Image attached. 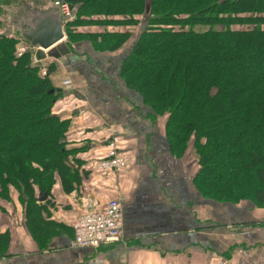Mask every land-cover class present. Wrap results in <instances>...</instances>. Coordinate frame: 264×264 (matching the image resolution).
I'll use <instances>...</instances> for the list:
<instances>
[{
    "label": "trees",
    "instance_id": "16d2710c",
    "mask_svg": "<svg viewBox=\"0 0 264 264\" xmlns=\"http://www.w3.org/2000/svg\"><path fill=\"white\" fill-rule=\"evenodd\" d=\"M13 1L0 0V22ZM60 1L78 10L66 30L96 22L83 18L148 17L123 63L126 83L167 118L173 154L192 146L202 197L264 208V0ZM130 38L117 35L111 51ZM20 41L0 34V200L17 190L34 234L44 211L37 190L50 194L57 175L67 178L76 150L71 121L53 113L62 95L49 77L54 66L42 78L30 53L16 56ZM8 243L0 233V253Z\"/></svg>",
    "mask_w": 264,
    "mask_h": 264
},
{
    "label": "crops",
    "instance_id": "0c3cea01",
    "mask_svg": "<svg viewBox=\"0 0 264 264\" xmlns=\"http://www.w3.org/2000/svg\"><path fill=\"white\" fill-rule=\"evenodd\" d=\"M97 32L65 36L70 54L54 60L49 76L62 94L53 113L71 121L68 149L76 152L70 174L57 175L46 201H38L44 207L42 228L33 227L34 234L19 192L12 188L9 200H0V233L9 236L0 264H264V208L217 203L199 194L192 146L182 158L172 153L167 118L156 117L122 75L130 49L94 48L87 39ZM67 80L71 88L63 86ZM111 150L128 157L130 165L98 173L96 164ZM112 200L124 205L121 242L73 248L72 223Z\"/></svg>",
    "mask_w": 264,
    "mask_h": 264
},
{
    "label": "rangeland",
    "instance_id": "374dc122",
    "mask_svg": "<svg viewBox=\"0 0 264 264\" xmlns=\"http://www.w3.org/2000/svg\"><path fill=\"white\" fill-rule=\"evenodd\" d=\"M56 1H60V0H46L43 3H39L38 1H35V0L13 1L12 3H10L8 5L7 8H5L4 17H1L0 32H2L3 35L16 36L15 33L18 34V32L15 29V23H16L15 21H17L18 19H24L25 20V19H28V17L31 19V17H43L45 15L46 16L52 15L54 10H55L54 7H55ZM73 17H74V20L70 21L68 23H73L74 21L78 20V10L77 9H75L73 11ZM130 19H131L130 17H104V16H101L99 18L94 17L91 19L90 18L89 19L83 18V20H86V21L87 20H89V21L93 20L96 22L95 23L73 24V25L69 26L67 28V30L65 28L64 32L66 33L68 40H70V39L73 40V37L70 34L73 32H77V30H81L83 32L84 31L85 32H87V31H94V32L98 31L97 33H92L93 35L91 37H89L87 40L92 42V44L94 45V48L100 49V50L106 49L108 51L111 50L110 48H111L112 43L114 42L117 35L129 34V35H131V38H130L129 42L124 45V47H128L130 49V53H131L134 49V46L136 44V41H137L141 31L143 29L144 30L146 29L148 17H133L132 19H134L135 22L133 24H130V25L123 23L124 21L130 20ZM20 21L21 20H18L19 24H20ZM28 22H30V21H28ZM64 24L66 25L67 22H64ZM87 26H89V27H87ZM92 26H94L93 27L94 30H92L93 28L89 29ZM6 30H9V31L16 30V32H13L12 34H7L8 31H6ZM104 31H110L111 33H115V34L114 35H112V34L107 35L104 33ZM8 33H11V32H8ZM101 39H103V41ZM84 40H86V39H84ZM100 40H101L102 45L98 44ZM24 44H26V43H24ZM29 46L30 45L28 44L27 48H29ZM101 52H104V51H101ZM28 53H30L33 56L32 65L34 67L39 68L40 76L43 78V76H42L43 67L47 71L48 67L54 65V62L50 65H46V67L42 66V64H44L45 61L39 62V60L37 59L36 53H32V49H30ZM16 56L18 58H20L18 56V51L16 52ZM35 61H36V63H35ZM131 89H133L134 92L138 93L134 88H131ZM148 105L152 108V106L150 104H148ZM214 202H216V201H214ZM217 203H223V202H217ZM227 204L238 205V204H233V203H227ZM254 206H256V205L254 204ZM259 208H261V207H259Z\"/></svg>",
    "mask_w": 264,
    "mask_h": 264
},
{
    "label": "built area",
    "instance_id": "2783aa9c",
    "mask_svg": "<svg viewBox=\"0 0 264 264\" xmlns=\"http://www.w3.org/2000/svg\"><path fill=\"white\" fill-rule=\"evenodd\" d=\"M55 7L59 9L64 19H73V11L68 4L56 1ZM27 51V47H20L18 56H23ZM46 75V70H42V76ZM63 86L71 88L72 83L67 80L64 81ZM129 165L128 157L121 155L116 150H111L104 159L96 164L95 170L98 173H116L125 170ZM71 228L74 232V240L71 245L73 248L97 249L119 243L122 240L124 228V205L120 200H112L103 210L89 212L79 217L72 223Z\"/></svg>",
    "mask_w": 264,
    "mask_h": 264
},
{
    "label": "water",
    "instance_id": "95a60500",
    "mask_svg": "<svg viewBox=\"0 0 264 264\" xmlns=\"http://www.w3.org/2000/svg\"><path fill=\"white\" fill-rule=\"evenodd\" d=\"M54 12L49 16L33 17L28 23L20 22L17 27L20 36L33 47L32 53H36L37 59L49 64L70 54L69 46L64 42L65 33L59 9L55 8ZM47 197L46 193L40 191L38 201L44 202Z\"/></svg>",
    "mask_w": 264,
    "mask_h": 264
}]
</instances>
